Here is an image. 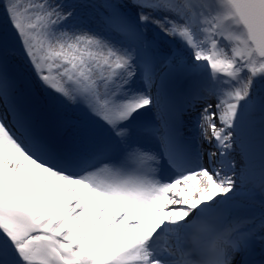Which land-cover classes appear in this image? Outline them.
<instances>
[{
	"label": "snow or ice",
	"instance_id": "snow-or-ice-1",
	"mask_svg": "<svg viewBox=\"0 0 264 264\" xmlns=\"http://www.w3.org/2000/svg\"><path fill=\"white\" fill-rule=\"evenodd\" d=\"M0 264H264V0H0Z\"/></svg>",
	"mask_w": 264,
	"mask_h": 264
}]
</instances>
